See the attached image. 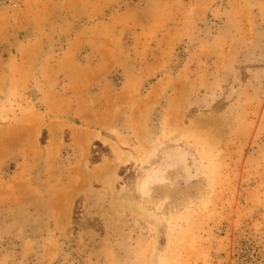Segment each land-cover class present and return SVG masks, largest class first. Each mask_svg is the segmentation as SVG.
<instances>
[{
    "label": "rangeland",
    "instance_id": "obj_1",
    "mask_svg": "<svg viewBox=\"0 0 264 264\" xmlns=\"http://www.w3.org/2000/svg\"><path fill=\"white\" fill-rule=\"evenodd\" d=\"M0 264H264V0H0Z\"/></svg>",
    "mask_w": 264,
    "mask_h": 264
}]
</instances>
